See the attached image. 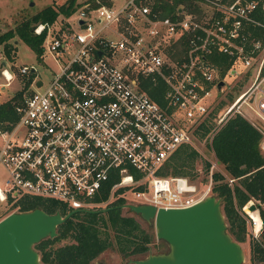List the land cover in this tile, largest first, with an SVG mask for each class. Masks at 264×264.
<instances>
[{"label": "built area", "instance_id": "built-area-1", "mask_svg": "<svg viewBox=\"0 0 264 264\" xmlns=\"http://www.w3.org/2000/svg\"><path fill=\"white\" fill-rule=\"evenodd\" d=\"M79 1L67 15L33 26L36 34L45 31L39 58L45 51L54 65L19 66L31 78L12 105L16 119H0V202L17 209L19 197L36 195L67 211L105 207L115 198L180 208L211 193L215 156L201 191L160 170L217 107L214 97L228 75L252 70L241 93L259 90L251 109L264 128V0H181L171 8L162 0ZM0 66V86L8 85L14 73L5 61ZM143 78L162 81V104L142 87ZM251 211V239L264 249V221Z\"/></svg>", "mask_w": 264, "mask_h": 264}, {"label": "trees", "instance_id": "trees-1", "mask_svg": "<svg viewBox=\"0 0 264 264\" xmlns=\"http://www.w3.org/2000/svg\"><path fill=\"white\" fill-rule=\"evenodd\" d=\"M162 1L165 8H171L181 0ZM73 3L74 0H65L57 7L45 5L20 20L14 28L0 33V44L5 56L11 58L10 51L13 45L9 39L16 35L34 51L36 57H39L45 31L41 30L36 34L33 32V26L37 23L52 22L59 13L67 15L72 10ZM254 32L258 33L256 30ZM220 58L223 61L222 72H224L228 63L224 56ZM30 78L31 75L25 78L23 88L28 86ZM142 87L151 98L162 104L164 85L161 80L156 79L155 84H152L148 78H143ZM20 93L21 90H18L0 102V119H16L12 105ZM217 107L207 120L198 125L195 133L199 136L207 134L206 142L211 147L217 162L224 169V172L212 171L213 181L210 191L220 198L228 233L240 242L245 239L247 233L241 208L247 200H254L255 208L264 221V154L259 146L262 132L260 125L237 111L224 115L217 125L212 126V117ZM196 155L197 151L189 144L180 145L165 161L160 174L186 176L193 166ZM203 166L206 171L208 162ZM228 177L233 178L231 184L227 183ZM115 179L116 177L112 176L108 183ZM58 202L52 198L23 195L18 198L17 210H28L38 206L49 213L55 210H59L61 214L67 212L64 207L55 205ZM124 202L122 198H115L103 209L98 208L94 211L79 209L72 213L56 226V234L53 237H44L34 243L40 261L43 264H92L102 251L111 246H114L123 257H140L152 252L153 235L134 215L122 213L120 204ZM61 240L65 241L61 242ZM250 245L251 259L253 257L256 261L263 259L264 249L260 243L251 239Z\"/></svg>", "mask_w": 264, "mask_h": 264}, {"label": "water", "instance_id": "water-1", "mask_svg": "<svg viewBox=\"0 0 264 264\" xmlns=\"http://www.w3.org/2000/svg\"><path fill=\"white\" fill-rule=\"evenodd\" d=\"M221 83L220 80L217 86ZM120 206L147 222L152 220L155 237L168 247L165 251L130 258L126 264H242L241 245L228 233L220 198L214 194H206L180 208L130 202ZM247 208L251 211L255 204L250 202ZM79 209L96 210L72 208L61 214L59 210L49 213L36 206L8 212L0 218V264H43L34 243L53 237L56 226ZM92 264L103 263L95 260Z\"/></svg>", "mask_w": 264, "mask_h": 264}, {"label": "rangeland", "instance_id": "rangeland-1", "mask_svg": "<svg viewBox=\"0 0 264 264\" xmlns=\"http://www.w3.org/2000/svg\"><path fill=\"white\" fill-rule=\"evenodd\" d=\"M65 0H0V33L4 32L7 29L14 28L15 24H17L23 18L31 15L32 13L36 12L40 8L45 5H52L57 7L59 4L64 2ZM108 1V0H103ZM80 2L79 0H74L73 7ZM60 16V15H59ZM68 20L74 21V17L69 16ZM49 37V36H48ZM47 37V38H48ZM9 41L13 45V49L10 51L11 58H7L2 51V45L0 44V63L5 61L10 69L13 71L14 76L9 81L8 85L0 86V100L6 99L10 97L12 94L17 92L18 90H25L23 88V83L26 78V75H22L19 72V66L21 64H33L34 66L41 68V63H47L50 66L54 65V61L52 57L44 51L41 58L36 57L34 51L18 36L13 35ZM43 65V63H42ZM1 68V66H0ZM237 69H240L238 67ZM264 72V71H263ZM252 70H249L248 73H241L238 71L236 75H228L225 78V86L217 95L214 97V102H218V107L216 111H214V115L212 117V126L218 124V120L222 118L224 115V109L234 101L237 97V93H241L245 91L251 81H252ZM3 79L0 75V82ZM259 87H264V73L259 78ZM230 94V96H229ZM242 94V93H241ZM240 94V95H241ZM259 90L257 88H252L248 93H246L242 99L233 107L234 111L240 112L243 116L248 118L250 121H254L258 125L262 126L261 120L259 116L251 109L254 107L255 101L258 98ZM239 95V96H240ZM238 96V97H239ZM263 128V126H262ZM264 129V128H263ZM207 135V134H206ZM206 135L199 136L198 134H194L190 143V146L195 148L197 151V155L193 160V166L191 169L188 170L186 176H184L187 181L195 186L196 191H201L207 184V170L204 169L205 162L210 160H214V154L207 144ZM260 146V145H259ZM262 151V150H261ZM263 152V151H262ZM264 154V153H263ZM215 168L224 172L222 165L216 162ZM4 176V168L0 165V186L2 185L1 180ZM211 194V193H210ZM254 203V200L251 199ZM247 204V203H246ZM244 204L241 208L244 213L245 223H246V230L247 233L245 235V239L240 241V245L243 251V260L242 264H256V258L251 259V252H250V241H251V228L249 227V223L247 222L248 215L246 211L248 208L247 205ZM104 207V206H103ZM17 210L14 207L6 205L4 202H0V218L6 215L8 212ZM126 207H122V213H129L134 215L139 223L147 229V231L153 235V246L151 248L152 252H159L167 250V244L160 239L155 237L154 233V224L153 221L150 220L149 222L143 220L142 218L138 217L134 214V212L127 211ZM263 225V224H262ZM264 228V225L262 226ZM66 240V239H65ZM61 240V242L65 241ZM160 242H159V241ZM143 257V256H140ZM140 257H123L114 246L106 248L102 251L95 260L102 262L103 264H125L126 261L130 258H140Z\"/></svg>", "mask_w": 264, "mask_h": 264}, {"label": "bare ground", "instance_id": "bare-ground-1", "mask_svg": "<svg viewBox=\"0 0 264 264\" xmlns=\"http://www.w3.org/2000/svg\"><path fill=\"white\" fill-rule=\"evenodd\" d=\"M243 95H244V94H241V95L238 97V101L243 97ZM238 101H237V102H238ZM246 207H247V206H246ZM249 212H250L253 216H255V214H254L252 211L249 210ZM255 218H256V216H255ZM256 219H257V218H256Z\"/></svg>", "mask_w": 264, "mask_h": 264}, {"label": "flooded vegetation", "instance_id": "flooded-vegetation-1", "mask_svg": "<svg viewBox=\"0 0 264 264\" xmlns=\"http://www.w3.org/2000/svg\"><path fill=\"white\" fill-rule=\"evenodd\" d=\"M106 207V206H105ZM105 207H100V208H105ZM122 208V207H121ZM98 209V208H97ZM127 209V208H126ZM127 211H129V212H132V211H130L129 209L127 210ZM135 214V213H134ZM135 215H137V214H135ZM138 216V215H137ZM139 217V216H138Z\"/></svg>", "mask_w": 264, "mask_h": 264}]
</instances>
